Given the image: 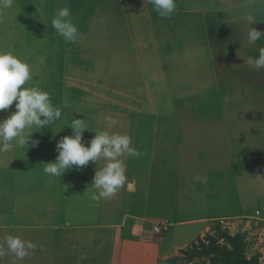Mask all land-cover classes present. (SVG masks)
I'll return each mask as SVG.
<instances>
[{
	"label": "rangeland",
	"instance_id": "obj_1",
	"mask_svg": "<svg viewBox=\"0 0 264 264\" xmlns=\"http://www.w3.org/2000/svg\"><path fill=\"white\" fill-rule=\"evenodd\" d=\"M65 6L70 8L73 21L83 34L75 44L65 42L51 27L55 10ZM177 7L176 14L169 19L161 18L144 0H15L12 8L0 9V49L12 51L31 65L32 80L28 86L49 84L55 100L58 99L65 109L68 105L79 104L74 107L75 112L86 114L85 123L90 131L94 132L97 126L96 131L112 132L119 123L107 128L103 118L113 113L117 114L118 122L127 123L131 135V124L140 116L139 121L149 120V125L142 127L146 139L143 150L147 151L154 118L163 114L176 115L177 128L188 133L182 137L184 145L192 149L193 157L188 160L193 163L192 173L203 170L209 177L217 176L216 180L210 179L211 184L214 181L216 185L218 179L223 178V185L230 188L223 193L222 202L227 200V203L221 211L230 214L244 206V213L225 215L216 222L211 221L213 218L206 222L197 217L188 220L191 224L187 225H182L185 222L179 219L162 224L132 215L146 229V244L153 240L162 245L161 256L147 260L142 257L146 250L140 251L143 238L140 239L139 234L123 238L125 241L122 244L120 241L118 248H115L113 236L111 243L93 244L78 252L69 241L72 234L66 228L61 235L64 238L62 247L41 252L39 245L47 246V235L36 231L33 234V243L37 245L35 252L22 262L5 255L0 257L3 264H110L108 261H114L113 264H226L220 253L234 249V238L241 241L243 249L240 258L231 264H243L244 260L254 257L258 264H264V70L249 69L244 64L247 56L258 55L264 40L255 45L247 43L243 17L244 12H253L257 20L253 27L264 30V4L261 0H177ZM180 10L188 11L189 15H180ZM149 99L154 106L149 105H152ZM95 104L96 113L106 114L97 119L96 126L88 114V108L94 112ZM10 108L8 112L12 111V106ZM121 114L124 116L120 117ZM193 115L205 117L201 122L197 120L196 129H193L196 126ZM208 117H212L211 120ZM0 119H3L2 111ZM70 123L71 118L66 116L65 122L61 118L41 131L32 129L31 139L59 141L70 136ZM138 125L134 123L133 128ZM60 134L61 137H55ZM194 136L200 140L199 146L194 143ZM137 142L142 144L134 140ZM48 149L43 145L36 152L46 153ZM143 153L146 162L153 158ZM215 156H220V162L213 168ZM98 166L101 167V162ZM143 169L146 171V164ZM151 170L148 169L150 175ZM129 174L127 172V177ZM233 175L239 176L240 198L234 192V183L231 184ZM142 177L133 193L145 184L146 179ZM216 188L212 186V190ZM7 189L5 185L1 191ZM164 191L167 190L159 189L160 196ZM167 194L166 199L170 196ZM171 203L153 198L149 211L140 213L156 215L167 211ZM22 204L35 206L37 203ZM101 204L97 203L100 212L104 208ZM1 207H5L4 204L1 203ZM181 212L179 218L183 220L200 213L191 205ZM107 213L112 218L106 219L114 221L111 222L114 227L125 230L130 224L125 222L126 216L118 203L114 213ZM54 215L61 228L75 226L72 209ZM52 221L46 219L47 225L56 226ZM155 225H168L169 230L157 234L153 230ZM7 234L11 233L1 230L0 238ZM183 238L186 240L181 244ZM170 240L175 249L165 253ZM218 246L224 251L218 250ZM132 247L138 251L132 252ZM109 251L114 254L112 259ZM50 255L56 261H50Z\"/></svg>",
	"mask_w": 264,
	"mask_h": 264
},
{
	"label": "crops",
	"instance_id": "obj_2",
	"mask_svg": "<svg viewBox=\"0 0 264 264\" xmlns=\"http://www.w3.org/2000/svg\"><path fill=\"white\" fill-rule=\"evenodd\" d=\"M178 13H180V15H189L188 11L180 10ZM191 14L193 13L191 12L190 15ZM41 88L52 93V103L62 111L64 116H62V119L64 122L66 120V116H68V118L74 117L84 119L85 121L86 114L81 115L79 112H75L74 107L80 106L79 104L68 105L65 109V107H62V104L59 103L58 99L55 100L53 89L49 84L47 86H42ZM220 88L222 89V86H220ZM149 102L152 103V105L149 104L150 106H154L153 101L149 99ZM95 106L96 104L94 105V112H91L90 108H88V114L95 122L96 126L97 119H100V117L106 114L102 115L100 113H96ZM9 110H11V108H9ZM9 110L2 111L3 118L7 117ZM14 110L13 105L12 111ZM77 110L79 111L78 108ZM110 116H115V119L117 118V114L115 115L112 113ZM119 116L121 117L124 115L121 114ZM139 117L140 116L135 117L137 118L136 121L131 124V135L128 134L129 127L126 125L127 123L123 124L122 121L118 122L119 124L111 130L112 132L116 131L120 133H127L133 139V146L136 148L139 146L143 150L145 149L143 144H146V139L144 136L145 132L142 127L146 124L149 125V120L147 119V121H145V118H142L143 120L139 121ZM203 118L205 117L193 115V125H196L193 129H196L197 125H199V123H196L197 120L201 122L203 121ZM208 118L211 120L212 117ZM154 120V128L152 130V135L150 136L151 140L146 146L148 150H143L147 152L149 157L153 155V158H149L151 160H147V162L143 156L141 158H123L125 164L127 165V172H130L128 175L129 183L119 189L117 194L112 198L99 201L102 202L101 208L104 206L101 212L97 208L98 202L91 199L95 192V189L91 188V184L95 174V169L100 167L98 166L99 162H101L102 166V160L98 161L96 165L89 162L87 166L81 168L80 170H76L75 166H73L72 169L66 170L60 178H57L45 175L43 172V164L55 161L56 156L58 155L55 151V146L58 141H52L47 138L37 139L40 143L36 148L29 147L26 151H24L20 147H15L13 151L2 154L0 157V231L4 230L5 232L20 236L22 239L31 240L32 242L34 238L33 234L36 231H41V235H43L42 232H46L45 235H47V238H45V240H47V246L50 250L55 247L57 248V246L62 247L64 238H62L61 235H64L62 232L68 228L72 234V238L70 237L71 239H69V241L73 243L74 249H77L78 252L86 246H90L91 248L93 244L102 246L103 244L106 245L107 242L111 243L114 241L113 236H115L116 239L115 248H118L120 241L121 244L124 243L125 240H123V238L125 239L129 235L139 234L140 239L143 238L141 241V250H139H146V255L144 254L142 257L147 260L151 257H155L156 255L161 256L162 245L161 243H153V240H150L146 244V229L143 226H140V221L133 219L132 215H135V217L143 216L148 219V221H160L159 223L169 221L171 219L172 221L174 219H179L181 222H185L182 225H187L191 224L188 220L191 221L197 217L203 218L206 222L210 221L208 218H213L211 221L216 222L225 215L237 216L244 213L242 210L245 209L244 206L239 211L231 212L230 214L221 211V209L226 207L227 203V200L222 202L223 193H225L226 190L229 192L230 188L227 185H223V178L221 180L218 179L216 185L214 181H212L211 184L210 179L216 180L217 176L209 177L208 173L203 170L198 173H192L190 168L193 163H188V160L190 161V158L193 157L192 149L189 146L184 145L185 138L182 137L183 134L188 135V133L184 131L180 132L179 128H177L179 123L176 119V115H158L154 118ZM182 121L183 120L180 122ZM218 122L219 121H217V123ZM134 123L139 124L138 128H133ZM96 127L94 131H96ZM139 129L140 131H138ZM69 131H71L70 133L72 134V130ZM94 135L95 133L90 131L88 126V131L85 130L82 133L85 144H87V142L93 138ZM52 137L54 136L52 135ZM55 137L59 138L61 137V134ZM174 139H177V141H174ZM134 140L139 142L141 141L142 144L139 145L138 142L134 143ZM193 140L194 143L199 146L198 142L200 140H197L195 136L193 137ZM46 141L48 142L46 143ZM190 142L193 143L191 139ZM218 143L219 142L217 141V144ZM41 144L49 147L48 152H36L42 149L43 145L41 146ZM139 150L141 151V149ZM219 157L220 156H215L211 167L215 168V166L218 165L220 162ZM145 164L146 171L144 169L142 170ZM195 164L197 165L198 163ZM148 169H152L151 175ZM142 175H144L146 182L144 185H141V189H138L139 191L133 193L137 183H139L143 178ZM237 178H239V176L235 177V175H233L231 184L234 183L236 188L234 192H236L237 197H239L238 191L240 188V180H237ZM5 185L8 186V189L2 192V187ZM129 185H132V189H129ZM212 186L217 187L216 190H212ZM218 187L223 189L220 191L218 190ZM225 187L228 189H225ZM161 188L166 189V193H168L167 195L170 194L172 198L169 196L166 199L165 191L164 194L160 196L159 189ZM235 188L232 187V191ZM141 191L144 193L142 194ZM153 198L161 199L162 201L169 200V202L171 201L172 203L168 205L167 211L159 212L156 215H145L140 213L141 211H149L148 206L150 204V200ZM28 202H35L37 204L35 206L22 204ZM1 203L4 204L5 207H1ZM116 203H118V205L120 204L122 213L126 216V219H124L125 222L130 223L125 227V230L119 229V227H114V225L111 224V222L114 221L106 219L110 216L107 213L108 211H112L114 213ZM188 205H191L194 211H199V215L189 218L187 217L185 220L180 219L179 215L183 213L181 212V209L187 207ZM68 208L72 209V213L74 212L72 217L74 218L75 226H70L73 227L72 229H69L67 226L65 228H61L59 226L60 224H57L56 221V218L58 217L54 215L56 213L63 212ZM97 211L100 213H97ZM2 215L4 217H2ZM5 216L10 217L11 219L7 221ZM115 216H117V212H115ZM110 217L112 218V216ZM46 219H53L52 223H56L53 225H56L54 227H58V230H53L54 227L47 225ZM82 221L83 223H81ZM98 224L103 225L97 228ZM120 238L121 240H119ZM185 240L186 238H183V240L181 239V244L185 243ZM37 241L40 240L38 239ZM170 243L171 240L169 241V245L166 244V246L168 245L169 247L166 249L165 253H170L175 249L173 244ZM137 247L139 248L140 246ZM92 251L93 250L90 252ZM131 251L136 252L138 250L136 247H132ZM143 251L142 253H144ZM112 254L113 252L109 251V257H111V259L114 255ZM54 260L55 257L50 255V261ZM108 262L110 264L114 263V261Z\"/></svg>",
	"mask_w": 264,
	"mask_h": 264
},
{
	"label": "clouds",
	"instance_id": "obj_3",
	"mask_svg": "<svg viewBox=\"0 0 264 264\" xmlns=\"http://www.w3.org/2000/svg\"><path fill=\"white\" fill-rule=\"evenodd\" d=\"M152 5V9L161 18H171L176 14L177 0H144ZM15 0H0V9H10ZM264 4V0H261ZM246 41L255 45L264 40V30H257L253 25L257 20L253 12L243 13ZM51 27L65 42L75 44L82 33L74 23L69 7L57 8L51 18ZM244 64L249 69L264 70V47L258 48V55L247 56ZM32 80L31 65L10 50L0 49V111L9 110L14 105V111L6 118L0 119V153H8L15 147L24 151L27 148L39 146L38 140L31 139L32 129L42 130L61 120L62 111L52 103V93L43 90L38 85L28 86ZM107 128L116 125L118 121L108 115L104 117ZM68 128L70 136H64L56 143L58 153L54 162L43 164L45 175L60 178L66 171L75 166L76 170L87 166L89 162L103 165L95 169L91 188L95 189L91 199L99 202L115 196L119 189L129 183L127 165L124 157L141 158L144 153L133 146L132 138L127 133L110 132L108 130L94 131L95 135L87 144L82 133L88 125L84 119L71 117ZM15 141V143H14ZM37 245L31 240L20 236L7 234L0 238V257L11 255L15 261L22 262L35 252ZM41 252L49 250L45 244L39 245ZM0 264L3 261L0 260Z\"/></svg>",
	"mask_w": 264,
	"mask_h": 264
},
{
	"label": "trees",
	"instance_id": "obj_4",
	"mask_svg": "<svg viewBox=\"0 0 264 264\" xmlns=\"http://www.w3.org/2000/svg\"><path fill=\"white\" fill-rule=\"evenodd\" d=\"M233 243H234V249L232 251H230V252L225 251V253H220V257H222L225 260L226 264H231L232 261L238 260L240 258V255H241V252L243 249V245H242L241 241L237 238L233 239ZM217 249L220 251L221 250L224 251L223 248L219 247V246ZM243 264H258V260H257V258L254 257L250 260H244Z\"/></svg>",
	"mask_w": 264,
	"mask_h": 264
},
{
	"label": "built area",
	"instance_id": "obj_5",
	"mask_svg": "<svg viewBox=\"0 0 264 264\" xmlns=\"http://www.w3.org/2000/svg\"><path fill=\"white\" fill-rule=\"evenodd\" d=\"M166 225H155L153 227V230L157 233V234H161V233H166L169 229L168 225L165 227Z\"/></svg>",
	"mask_w": 264,
	"mask_h": 264
},
{
	"label": "water",
	"instance_id": "obj_6",
	"mask_svg": "<svg viewBox=\"0 0 264 264\" xmlns=\"http://www.w3.org/2000/svg\"><path fill=\"white\" fill-rule=\"evenodd\" d=\"M129 189H132V185H129Z\"/></svg>",
	"mask_w": 264,
	"mask_h": 264
}]
</instances>
